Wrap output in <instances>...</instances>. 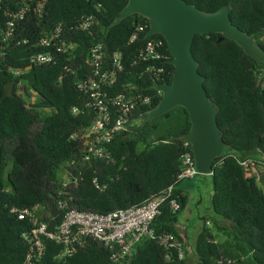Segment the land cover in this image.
Listing matches in <instances>:
<instances>
[{
    "label": "trees",
    "instance_id": "16d2710c",
    "mask_svg": "<svg viewBox=\"0 0 264 264\" xmlns=\"http://www.w3.org/2000/svg\"><path fill=\"white\" fill-rule=\"evenodd\" d=\"M18 1L0 0V264H22L28 250L23 234L32 222L19 219L10 211L12 207L34 210L38 206L36 220L53 230L68 209L106 214L141 205L172 184V193L150 226L157 235L170 232L182 239L179 223L188 196L177 187L176 176L190 120L184 107L175 106L138 123L139 115L161 97L154 84L169 82L173 72L172 65L160 61L165 69L161 77L140 74L149 64L138 59L142 44L150 38L146 36L148 27L129 39L136 23L149 25L148 20L139 14L117 20L127 0H45L41 16L16 20L14 32L7 34L5 12L17 9ZM185 1L205 12L229 6L232 24L252 35L264 50V0ZM91 14L95 22L90 28L78 29L79 21ZM57 26L73 44L70 53L58 55L53 63L29 65L31 56L45 51L37 45L40 36L49 35ZM152 37L164 41V52L170 56L164 38L160 34ZM218 37L217 33L196 34L191 46L198 71L205 77L206 92L217 108L216 120L226 144L214 160L212 216L205 215L195 238V259L197 264H264V60L257 61L234 41H217ZM96 42L103 45L106 64L113 52L121 55L123 69L110 93L137 90L153 99L132 111L137 123L129 132H116L107 144L114 163L92 159L78 164L84 147L81 135L90 127L93 113L88 95L76 83L92 77L87 55ZM26 67L18 74L13 72ZM12 79L14 96H4V85ZM32 91L36 98L29 101ZM41 109L51 113L42 116ZM235 156L258 161L263 167V188L255 173H246ZM71 160L76 169L69 168L79 170L80 178L77 184L62 187L57 173L60 170L62 177L63 166ZM172 199L179 203L176 210L171 208ZM59 201L65 202L63 209ZM207 221L219 231L225 230L227 238L216 240ZM222 221L227 226H221ZM183 247L185 252V242ZM61 250L62 245L44 239L36 264H112L110 249L89 237L64 260L57 258ZM128 264L188 263L185 256L179 259L175 250L168 251L157 239L145 237L134 246Z\"/></svg>",
    "mask_w": 264,
    "mask_h": 264
},
{
    "label": "built area",
    "instance_id": "2783aa9c",
    "mask_svg": "<svg viewBox=\"0 0 264 264\" xmlns=\"http://www.w3.org/2000/svg\"><path fill=\"white\" fill-rule=\"evenodd\" d=\"M44 5L45 0H19L17 9L5 12L8 17L6 21L7 34L14 32L16 20L30 18L32 15L41 16ZM94 22V15H88L79 21L77 28L87 30ZM148 26L144 21L137 22L129 40H134ZM152 36H148L150 38L144 41L138 54L139 60L149 62L140 74L146 72L155 77H161L165 69L159 62H166L170 56L164 52V41ZM37 45L44 48L45 51L37 52L31 56L29 65L53 63L58 55L70 53L73 48V44L67 42L61 34L60 26L54 28L49 35L40 36ZM87 60L93 69L92 77L77 81L76 88L88 95L93 118L90 127L85 129L81 135L84 147L78 164L88 163L92 159L100 160L106 164L114 163V157L107 144L116 132L127 133L133 128L137 120L132 117V111L138 106L149 105L153 96L137 90H132L133 92L130 94L120 91L110 93L117 73L123 69V64L119 52H113L109 64H106L101 42H96L91 46ZM28 67L19 68L13 72L18 74ZM181 146V164L176 181L191 179L199 174L189 149V142L184 137ZM235 157L248 174L252 173L256 166H261L258 161L252 158ZM69 166H74L76 169V162L71 160L63 166L64 174L60 178L62 187L71 183L77 184L80 178L81 172L79 170L75 172ZM93 181L96 187H99L96 178ZM172 190L173 184L169 185L164 193L150 197L141 205L116 209L106 214L81 211L76 208L68 209L62 221L55 225L53 230L48 228L46 222L36 220L34 210L38 211V206L34 210L12 207L10 211L19 219L28 218L32 222V227L23 234L28 243V250L22 264H36L39 261L44 239L62 245V250L57 254V258L64 260L72 255L78 246L84 245L85 239L88 237L101 242L110 249L112 264H128L133 255L134 246L145 237L157 239L168 251L175 250L176 256L182 259L184 257L183 239H178L170 232H162L157 235L150 226L153 218L160 212V205L170 196ZM71 199L70 197L69 200ZM58 205L60 209H63L65 202L59 201ZM170 205L174 210L179 208L176 199H172ZM166 257L168 258L169 254Z\"/></svg>",
    "mask_w": 264,
    "mask_h": 264
},
{
    "label": "water",
    "instance_id": "95a60500",
    "mask_svg": "<svg viewBox=\"0 0 264 264\" xmlns=\"http://www.w3.org/2000/svg\"><path fill=\"white\" fill-rule=\"evenodd\" d=\"M229 6L205 12L185 0H127L117 14V20L139 14L149 22L146 36L160 34L170 57L166 60L173 72L169 82L154 84L160 92L155 106L141 113L138 123H144L168 112L175 106L186 109L190 127L184 135L189 142L195 167L200 174H212L214 160L225 150L226 144L217 124V108L204 87L205 77L198 71V61L191 46L196 34L217 33V41L228 38L242 47L257 61L264 60V50L253 36L232 24ZM12 79L4 85V96H14ZM204 218V217H202ZM188 242L186 231L181 232Z\"/></svg>",
    "mask_w": 264,
    "mask_h": 264
},
{
    "label": "rangeland",
    "instance_id": "374dc122",
    "mask_svg": "<svg viewBox=\"0 0 264 264\" xmlns=\"http://www.w3.org/2000/svg\"><path fill=\"white\" fill-rule=\"evenodd\" d=\"M23 96L25 97L26 94L22 91ZM31 96L28 98L29 101H33L36 98L35 92H30ZM42 116H46L51 113L50 109H41L40 110ZM248 172V170H246ZM253 172L256 176V181L258 185H260L263 188L262 179L259 177V172L257 169H253ZM62 172L59 170L57 175L61 178ZM177 187L183 189L187 196V202L185 204V207L183 211L181 212L180 216V231L183 232V228L187 227L190 232H192V235L190 236V239L188 242H185V252L184 256L186 259V262L188 264H197V260L195 259L194 254V244H195V238L198 235V233L202 230V226L204 225V220L200 219L198 215H202L205 218V215L212 216L211 214V193H212V179L210 174H197L194 178L191 179H185L180 181V183L177 185ZM221 226H227V222H220ZM206 227L213 230L214 234L216 235V240H224L227 238L226 235H224L225 230L219 231L217 227H214V225L207 221L205 222ZM180 232V234H181ZM217 233V234H216ZM182 237V235H181ZM183 239V238H182Z\"/></svg>",
    "mask_w": 264,
    "mask_h": 264
},
{
    "label": "crops",
    "instance_id": "0c3cea01",
    "mask_svg": "<svg viewBox=\"0 0 264 264\" xmlns=\"http://www.w3.org/2000/svg\"><path fill=\"white\" fill-rule=\"evenodd\" d=\"M256 169H257V171L259 172V177H261V179L263 180V169H262V167L261 166H256ZM204 217V216H203ZM203 220H204V218H202ZM182 228H183V231H186L187 232V235H188V239H190L189 237L192 235V234H190V231H189V229L187 228V227H184V226H182Z\"/></svg>",
    "mask_w": 264,
    "mask_h": 264
},
{
    "label": "flooded vegetation",
    "instance_id": "af4514ba",
    "mask_svg": "<svg viewBox=\"0 0 264 264\" xmlns=\"http://www.w3.org/2000/svg\"><path fill=\"white\" fill-rule=\"evenodd\" d=\"M198 217H199L200 219H202L203 216L199 214ZM190 234H192V232H190ZM189 238H190V237H189Z\"/></svg>",
    "mask_w": 264,
    "mask_h": 264
},
{
    "label": "clouds",
    "instance_id": "9594fccd",
    "mask_svg": "<svg viewBox=\"0 0 264 264\" xmlns=\"http://www.w3.org/2000/svg\"><path fill=\"white\" fill-rule=\"evenodd\" d=\"M184 241V240H183Z\"/></svg>",
    "mask_w": 264,
    "mask_h": 264
}]
</instances>
